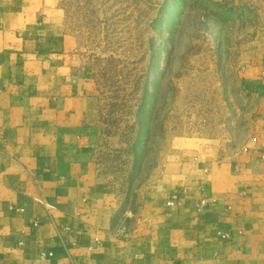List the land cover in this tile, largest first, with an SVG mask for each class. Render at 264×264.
I'll return each instance as SVG.
<instances>
[{"label":"crops","instance_id":"0c3cea01","mask_svg":"<svg viewBox=\"0 0 264 264\" xmlns=\"http://www.w3.org/2000/svg\"><path fill=\"white\" fill-rule=\"evenodd\" d=\"M238 85L217 127L193 118L155 176L116 182L60 0H0V264H264V48Z\"/></svg>","mask_w":264,"mask_h":264},{"label":"rangeland","instance_id":"374dc122","mask_svg":"<svg viewBox=\"0 0 264 264\" xmlns=\"http://www.w3.org/2000/svg\"><path fill=\"white\" fill-rule=\"evenodd\" d=\"M60 3L100 87L102 174L132 187L160 170L179 128L211 115L217 127L223 102L243 100L239 66L264 48V0Z\"/></svg>","mask_w":264,"mask_h":264},{"label":"built area","instance_id":"2783aa9c","mask_svg":"<svg viewBox=\"0 0 264 264\" xmlns=\"http://www.w3.org/2000/svg\"><path fill=\"white\" fill-rule=\"evenodd\" d=\"M202 205L204 204V201H202V203H201ZM224 236H227L226 234L224 235Z\"/></svg>","mask_w":264,"mask_h":264}]
</instances>
